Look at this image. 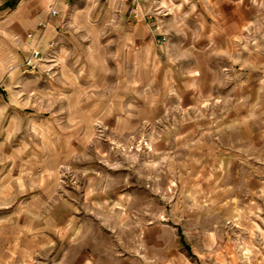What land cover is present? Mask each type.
Listing matches in <instances>:
<instances>
[{"label": "clouds", "instance_id": "clouds-1", "mask_svg": "<svg viewBox=\"0 0 264 264\" xmlns=\"http://www.w3.org/2000/svg\"><path fill=\"white\" fill-rule=\"evenodd\" d=\"M7 3L0 0V87L9 93L8 104L0 97V133L7 132L0 143V211H15L0 226L19 215L26 224L13 241L0 240V264H72L70 249L111 239L88 214L105 202L127 209L119 227L136 250L123 264H174L179 257L197 264L192 252L206 259L208 239L222 240L234 227L248 234L241 247L264 250V229L251 220H261L260 205L241 207L236 195L244 194L252 172L264 174V0H19L15 11ZM64 32L92 41L86 63L73 60ZM176 43L187 46L173 54L169 45ZM42 83L47 93L39 91ZM13 104L50 113L55 127L39 135L41 151L60 139L69 159L81 162L78 169L65 161L57 175L84 180L73 184L83 198L76 223L91 224L95 235L81 229L53 239L51 215L70 207L64 200L70 194L62 181L55 186L64 195L37 191L47 172L35 153L24 158L37 144L31 125L39 115L24 118L22 148L5 154L24 124L13 113L3 127ZM206 147L239 163V184L229 183L231 164L205 171ZM9 161L13 168L3 175ZM258 194L264 199V187ZM59 222L72 217L65 213ZM138 223L146 230L136 231ZM76 259L90 264L86 254Z\"/></svg>", "mask_w": 264, "mask_h": 264}, {"label": "rangeland", "instance_id": "rangeland-1", "mask_svg": "<svg viewBox=\"0 0 264 264\" xmlns=\"http://www.w3.org/2000/svg\"><path fill=\"white\" fill-rule=\"evenodd\" d=\"M73 2V0H70ZM19 0H8L6 8H11L15 11ZM58 33H62V28H57ZM65 37L71 41L72 47L69 49L73 53V60L76 56H80L83 62L86 61V49L92 43L89 41H81L80 36L84 33L77 34L75 37H72L68 32L63 33ZM58 39V37H57ZM91 66L89 65V68ZM38 72V70H37ZM25 80H31L33 77L25 76ZM46 79V78H45ZM50 89L45 87L42 83L40 85L39 91L42 93H47ZM0 97L3 98V103H9V93L3 88L0 87ZM19 113L22 120L25 117L39 115L40 119L36 120L31 127L36 129V132H33V136H37V144L32 145L27 152L24 154V158L27 159L32 153L36 154V158L39 161V168L44 169L47 172V175L40 176V182L45 186L44 189H38L37 191H47L49 195L56 193L57 195H64L60 192V189L55 185L57 181L63 182V187L65 192L70 195H64V200L67 201V205L64 207H58L54 210L51 215V223L55 231L52 232L53 239L57 241L67 238L70 239L76 232H79L81 229L89 233V235H95V229L91 224H77L76 221L80 219V216L83 214L78 211L80 204L83 203V198L81 193L77 192L76 188L73 186L74 183L83 184L84 180L81 179L79 175L73 172H69L65 175H57V168L59 165L64 164L65 161L68 162V166L73 168H80L81 162H78L74 159H69V154L62 150L61 145L65 141L60 139L52 140V150L50 151H41V148L38 146L41 141L39 135H51L52 128L55 125L51 122L50 113L43 112L39 113L37 108L24 106L17 107L15 104L11 105L6 113V119L3 122L4 128H9V120L7 117L10 114ZM48 125L47 127L45 125ZM28 123L24 120L21 131L17 133L10 144H5V154L11 156L12 149L22 148L21 141L28 136L26 131ZM187 127V126H186ZM188 130H191L190 128ZM7 137V132L0 133V143H4ZM28 143L31 144V140H28ZM204 153L208 156L209 154H214L215 151L210 148H204ZM238 154V153H237ZM207 156V158H208ZM205 163V162H203ZM205 171H210L213 166L206 164ZM13 168L12 161H9L4 166L3 175H7L8 170ZM240 168L239 163L236 161L234 170L230 171L231 179L229 183L241 182L240 176L237 174L238 169ZM63 171V169H61ZM13 175H18V169H14L12 172ZM91 174V173H90ZM2 178V176H0ZM261 187H264V174L259 171H254L250 176L247 177L246 190L244 194L237 193V198L241 200V207L244 205H251L252 202L260 205L261 211V220H256L253 216L251 220L254 221V225H258L261 229H264V199H261L259 196V190ZM75 197L76 199H72ZM56 198L55 196L53 197ZM48 197L45 196L44 200L47 202ZM95 199V197H93ZM79 201V203L77 202ZM106 207L102 210L89 209L88 214L93 215L99 222V225L106 230L110 235L111 239L100 238L98 243L95 245L85 244L81 248H72L70 249V259L72 264H78L77 257L86 254V258L89 259L90 264H123L125 258L135 252V248L131 247L133 240L125 239L126 233H122L119 225L124 224L127 209L123 205L115 206L112 202H105ZM255 208L252 207V211ZM15 211V207L7 210L6 212L0 211V220H7V217ZM65 213H68L72 217V222L60 223L59 217L63 216ZM222 216L227 215V208L222 210ZM242 225H246V221H241ZM26 224V217L23 215L17 216L14 220L8 221L4 225L0 226L3 229L2 234H0V240H14V230L19 228L23 229ZM148 227H152L149 225ZM146 230L144 225L141 223L137 224L136 231ZM226 234L223 236L222 240L215 239L210 237L207 241V257L204 258L203 254L197 255L195 251L192 252L193 257L197 260V264H264V250L259 251L258 253L248 247L244 248L238 243L239 240L244 239L248 236L247 233H244L243 237L241 236V228H232L231 231L225 230ZM246 243V241H245ZM21 246H24V240L21 239ZM8 243H5L4 249L5 254L4 258L8 257ZM257 247H259L257 245ZM191 250V249H189ZM55 255V253H53ZM37 260L40 258L37 257ZM174 264H185L184 257H179L174 261Z\"/></svg>", "mask_w": 264, "mask_h": 264}, {"label": "crops", "instance_id": "crops-1", "mask_svg": "<svg viewBox=\"0 0 264 264\" xmlns=\"http://www.w3.org/2000/svg\"><path fill=\"white\" fill-rule=\"evenodd\" d=\"M190 38H191V33H189V40H190ZM186 46H187V43H183V44H180V43L170 44L169 45V49H170V51L173 54H176V52H177L178 49H182V47H186ZM254 132H255V130H254ZM213 151H215L214 154L211 153V154H209V156L205 153L203 162H205L206 164L209 163V165H212L213 167L214 166L215 167H219L221 161H223L225 167H228L229 164H231V167L229 169V172L231 170H234V166H235L236 161H232L230 159V157L224 156L223 155V149L213 150ZM234 155H239V154L234 153ZM207 156H208V158H207Z\"/></svg>", "mask_w": 264, "mask_h": 264}]
</instances>
